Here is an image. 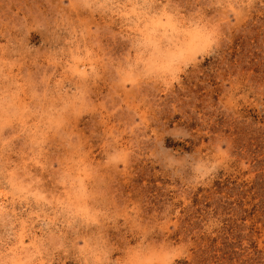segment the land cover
Segmentation results:
<instances>
[{
	"label": "rangeland",
	"instance_id": "rangeland-1",
	"mask_svg": "<svg viewBox=\"0 0 264 264\" xmlns=\"http://www.w3.org/2000/svg\"><path fill=\"white\" fill-rule=\"evenodd\" d=\"M0 198V264H264V0H0Z\"/></svg>",
	"mask_w": 264,
	"mask_h": 264
},
{
	"label": "snow or ice",
	"instance_id": "snow-or-ice-1",
	"mask_svg": "<svg viewBox=\"0 0 264 264\" xmlns=\"http://www.w3.org/2000/svg\"><path fill=\"white\" fill-rule=\"evenodd\" d=\"M135 255H138V253L134 254L133 258L129 259L128 261H125L124 264H151V261L149 260L136 259Z\"/></svg>",
	"mask_w": 264,
	"mask_h": 264
},
{
	"label": "bare ground",
	"instance_id": "bare-ground-1",
	"mask_svg": "<svg viewBox=\"0 0 264 264\" xmlns=\"http://www.w3.org/2000/svg\"><path fill=\"white\" fill-rule=\"evenodd\" d=\"M169 27H170V26H169ZM74 180H75V179H74ZM79 184H80V183H79ZM81 189H82V188H81ZM1 203H2V199L0 198V208H1V205H2Z\"/></svg>",
	"mask_w": 264,
	"mask_h": 264
}]
</instances>
